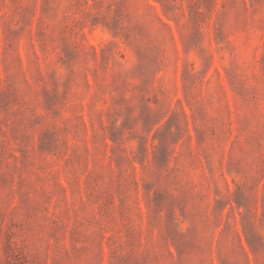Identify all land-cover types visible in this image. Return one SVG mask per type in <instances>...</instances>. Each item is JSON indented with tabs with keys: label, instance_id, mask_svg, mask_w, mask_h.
Returning a JSON list of instances; mask_svg holds the SVG:
<instances>
[{
	"label": "rangeland",
	"instance_id": "obj_1",
	"mask_svg": "<svg viewBox=\"0 0 264 264\" xmlns=\"http://www.w3.org/2000/svg\"><path fill=\"white\" fill-rule=\"evenodd\" d=\"M0 264H264V0H0Z\"/></svg>",
	"mask_w": 264,
	"mask_h": 264
}]
</instances>
